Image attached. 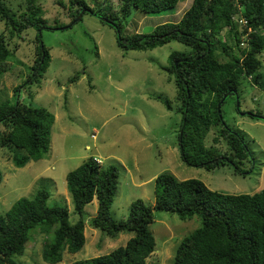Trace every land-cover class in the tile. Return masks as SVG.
<instances>
[{
    "label": "trees",
    "instance_id": "16d2710c",
    "mask_svg": "<svg viewBox=\"0 0 264 264\" xmlns=\"http://www.w3.org/2000/svg\"><path fill=\"white\" fill-rule=\"evenodd\" d=\"M119 1L123 19L132 9L160 14L174 9L178 2ZM69 4L72 18L62 27L47 25L36 0H26L25 9L19 13L0 0V20L12 34L36 30L37 44L25 83L37 81L50 63L49 48L41 39L42 29L70 27L85 12L115 28L121 48L150 50L175 40L189 48L172 51L168 66L174 73L177 98L181 100L177 141L182 161L205 169L227 165L244 176L252 172L254 159L249 145L239 130L225 122L222 105L228 96L238 95L244 80L264 93V63L260 59L264 53V0H192L177 22L166 21L150 32L130 37L123 36L119 17L106 6L96 10L84 0H69ZM234 16L246 23L235 21ZM9 54L4 35L0 34V66ZM1 77L0 69V85ZM77 79L74 75L70 82ZM20 87L17 85L15 91ZM226 93L228 96L221 102ZM163 101L171 107L169 99ZM237 111L243 115L247 112L240 108ZM249 111L250 117L263 118L259 110ZM53 121L54 114L45 107L30 106L18 99L14 103L4 100L0 102V147L10 152L15 166L38 160L49 151ZM212 129L213 141H223L224 150L205 144ZM118 178L115 166L103 167L95 157H89L66 174V186L79 216L75 223L69 221L67 207L47 203L49 191L45 188L38 189L32 198L16 200L0 214V264H18L15 257L24 253L37 232L45 234L42 259L49 264L61 262L65 250L75 253L83 247L87 218L92 228L111 238L123 232L134 234L108 253L71 264H147L146 259L155 248L150 229L154 210L175 213L183 220L200 217L201 225L178 243L173 264H264V188L254 193L229 194L211 190L199 179H178L171 172H163L154 178V204L147 205L136 198L130 203L127 218L116 220L110 215V208ZM94 198L96 213L85 215V206Z\"/></svg>",
    "mask_w": 264,
    "mask_h": 264
},
{
    "label": "rangeland",
    "instance_id": "374dc122",
    "mask_svg": "<svg viewBox=\"0 0 264 264\" xmlns=\"http://www.w3.org/2000/svg\"><path fill=\"white\" fill-rule=\"evenodd\" d=\"M5 1L16 13L26 7V0ZM84 1L96 10L106 6L116 13L125 37L150 32L166 21L177 22L192 2L178 0L174 9L160 14L132 9L123 19L119 0ZM36 3L49 26H66L72 18L69 0H36ZM234 20L238 21V16ZM0 34L10 49L0 66V102L14 103L18 99L30 106L45 107L54 114L50 148L42 158L18 167L10 160V152L0 147V214L19 198H32L38 189L45 188L49 191L47 203L67 207L69 221L75 223L79 216L65 177L89 157L98 159L103 167L117 168V190L110 208V215L116 220L127 218L130 203L136 198L147 205L154 204V178L163 172H171L178 179L196 178L211 190L229 194L254 193L264 188V93L249 80L242 82L238 95L227 94L222 105L223 119L244 135L252 152V172L244 176L227 165L205 169L189 166L181 159L177 141L181 100L177 98L174 73L168 66L172 51L189 50L182 43L172 40L150 50L121 48L117 45L115 28L85 12L70 27L42 29L41 39L49 48L50 63L42 77L29 84L25 81L37 44L36 30L12 34L0 20ZM260 59L264 63V53ZM74 75L77 81L70 82ZM165 99H169L170 108ZM237 105L242 112L259 110L263 118L240 114ZM214 135V129L210 130L205 144H215L224 150L225 143H215ZM96 209L94 198L85 206V215L93 216ZM200 225L197 215L183 220L175 213L154 210L150 229L155 248L146 259L147 264H173L178 243ZM84 234L83 247L75 253L65 250L61 262L56 264H71L108 253L124 245L134 233L123 232L111 238L92 228L87 218ZM44 238V233L37 232L24 253L15 257L16 262L49 264L41 256Z\"/></svg>",
    "mask_w": 264,
    "mask_h": 264
},
{
    "label": "water",
    "instance_id": "95a60500",
    "mask_svg": "<svg viewBox=\"0 0 264 264\" xmlns=\"http://www.w3.org/2000/svg\"><path fill=\"white\" fill-rule=\"evenodd\" d=\"M79 16H80V15H79ZM227 94H228V93H226V94L224 95V97H223V99L221 100V102L224 101V99L227 97ZM237 108H238V105H237ZM244 113H245V112H244ZM246 114H249V115H250L251 112H250V111H247Z\"/></svg>",
    "mask_w": 264,
    "mask_h": 264
},
{
    "label": "built area",
    "instance_id": "2783aa9c",
    "mask_svg": "<svg viewBox=\"0 0 264 264\" xmlns=\"http://www.w3.org/2000/svg\"><path fill=\"white\" fill-rule=\"evenodd\" d=\"M238 21H239L240 23H242V24H245V23H246V21H245L244 19H242V18L239 19Z\"/></svg>",
    "mask_w": 264,
    "mask_h": 264
},
{
    "label": "crops",
    "instance_id": "0c3cea01",
    "mask_svg": "<svg viewBox=\"0 0 264 264\" xmlns=\"http://www.w3.org/2000/svg\"><path fill=\"white\" fill-rule=\"evenodd\" d=\"M92 136H95V135L92 134ZM93 138H94V137H93ZM87 147H88V145H87Z\"/></svg>",
    "mask_w": 264,
    "mask_h": 264
}]
</instances>
